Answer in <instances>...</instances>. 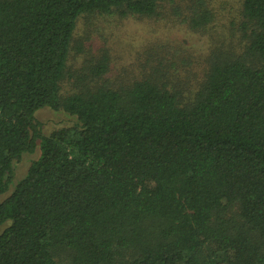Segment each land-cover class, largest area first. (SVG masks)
I'll return each mask as SVG.
<instances>
[{
	"label": "trees",
	"instance_id": "1",
	"mask_svg": "<svg viewBox=\"0 0 264 264\" xmlns=\"http://www.w3.org/2000/svg\"><path fill=\"white\" fill-rule=\"evenodd\" d=\"M165 2L0 0V194L38 151L0 201V264H264V0L224 29L198 1L183 23L213 51L187 93L171 79L188 61L163 46L134 77L104 81L106 56L69 68L80 18H159ZM43 108L73 123L45 134Z\"/></svg>",
	"mask_w": 264,
	"mask_h": 264
},
{
	"label": "rangeland",
	"instance_id": "2",
	"mask_svg": "<svg viewBox=\"0 0 264 264\" xmlns=\"http://www.w3.org/2000/svg\"><path fill=\"white\" fill-rule=\"evenodd\" d=\"M198 1L200 2V0H166L161 9L162 16L153 19L131 17L118 20L117 17L85 15L79 19L73 35L69 68L75 75L83 74L89 62H95L106 56L109 57V67L103 78L104 81H112L122 76L134 77V74L141 75L144 52L151 47L163 46L167 48L169 62L179 60L176 62L180 67L181 59L188 61L189 72L184 75L187 77L186 84L181 82L179 84L175 79H171L181 87L179 88L183 93H187L195 86V78L201 79L203 71L208 66L209 55L213 51L210 48L212 38L208 31L204 29L201 31L190 30L188 25L183 23L188 14L199 8ZM206 1L212 8H210L212 20L213 23L218 24L219 28L216 27L217 29H224V26L231 25L232 22L238 20L239 16L236 11L242 0ZM209 29L216 30L215 26H211ZM213 34V39L219 42L218 34L216 32ZM182 72L180 69L179 74L182 75ZM178 77L181 76L175 78ZM61 88L63 94L73 90L70 78H66L62 82ZM36 116L42 124L45 134L73 123V117L65 111L43 108L37 112ZM37 156L38 151L27 154L16 162L14 182L11 189L0 194V201L6 198L16 183L25 176L31 161ZM203 254H208L207 248L201 251L200 257ZM64 260L61 263H64ZM65 261L66 264L67 260Z\"/></svg>",
	"mask_w": 264,
	"mask_h": 264
}]
</instances>
